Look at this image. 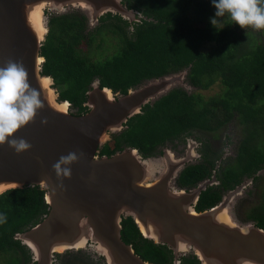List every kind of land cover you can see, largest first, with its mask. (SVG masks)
I'll return each mask as SVG.
<instances>
[{
  "label": "trees",
  "instance_id": "obj_1",
  "mask_svg": "<svg viewBox=\"0 0 264 264\" xmlns=\"http://www.w3.org/2000/svg\"><path fill=\"white\" fill-rule=\"evenodd\" d=\"M141 16L129 22L106 13L93 28L87 27L82 13H62L48 19V32L40 55L41 74L52 78L57 100L67 101L73 114L81 115L86 91L94 80L101 86L126 94L146 80L186 71L185 81L198 90L215 85L220 91L208 97L175 87L166 95L145 104L121 131L99 149V156H111L124 149L152 155L158 146L184 140L193 133H211L214 138L229 124L238 129L233 156L221 160L215 170L218 184L209 185L198 198V212L220 202L222 195L252 178L261 183L264 169V30L242 29L227 16L212 25V0H122ZM113 47V53L102 50ZM101 58L93 59V52ZM122 94V95H123ZM202 137V136H201ZM200 139V138H199ZM227 143L230 140L227 138ZM203 146L208 148V142ZM185 167L178 175L180 186H192L209 178L213 160ZM39 186L12 188L0 194V264H32L30 250L14 235L39 223L48 213ZM264 230V185L258 202L244 214ZM121 238L135 254L152 264H174L165 244L144 238L133 219L121 221ZM56 256V257H55ZM103 258V257H102ZM102 260V259H101ZM180 264H199L194 257H180ZM53 264L93 263L82 250L55 254Z\"/></svg>",
  "mask_w": 264,
  "mask_h": 264
},
{
  "label": "water",
  "instance_id": "obj_2",
  "mask_svg": "<svg viewBox=\"0 0 264 264\" xmlns=\"http://www.w3.org/2000/svg\"><path fill=\"white\" fill-rule=\"evenodd\" d=\"M46 7L52 11L79 7L96 23L106 13L129 22L140 20L122 0H0V67L9 60L22 62L30 87L40 93L44 105L13 137L25 139L29 150L16 154L7 143L0 145V194L28 185L46 190L48 213L14 235L30 250L32 264H53L59 251L81 249L89 241L96 244L105 264H152L122 240L121 221L128 216L144 238L169 247L174 264L189 248L200 264H264V230L251 221L239 224L228 212L252 178L225 192L215 206L197 212L200 193L218 180L213 175L190 191L174 189L172 179L186 158L172 162L164 155L165 170L148 182L151 162L142 160L136 149L98 155L109 134L121 131L145 104L182 83L187 70L146 80L123 95L100 88L95 81L86 93L88 110L75 115L67 101L57 100L52 78L41 74ZM70 152L78 157L67 166L71 175L57 178L52 165Z\"/></svg>",
  "mask_w": 264,
  "mask_h": 264
},
{
  "label": "clouds",
  "instance_id": "obj_3",
  "mask_svg": "<svg viewBox=\"0 0 264 264\" xmlns=\"http://www.w3.org/2000/svg\"><path fill=\"white\" fill-rule=\"evenodd\" d=\"M212 5L215 8L214 17L210 18L212 25L220 23L218 18L227 16L242 29L264 30V0H212ZM43 107L40 93L28 83V73L22 62L9 60L0 67V145L7 143L16 154L29 150L31 145L25 139L13 137L20 128L32 122ZM77 159L74 152L61 156L52 165L56 177H70L71 170L67 166ZM4 222L6 217L0 214V223Z\"/></svg>",
  "mask_w": 264,
  "mask_h": 264
},
{
  "label": "rangeland",
  "instance_id": "obj_4",
  "mask_svg": "<svg viewBox=\"0 0 264 264\" xmlns=\"http://www.w3.org/2000/svg\"><path fill=\"white\" fill-rule=\"evenodd\" d=\"M59 13H82L87 19V26H89V28H93L94 26L97 25L96 22H91V15L89 14L90 12H88V10H81V8H79V7H68L62 11H59V10L52 11L50 9L47 10V7L45 9V17L46 18H48V16H49L48 14L51 15V14H59ZM102 51H103V53H105V55H107V54L110 55L113 53V47L108 46L107 49H104ZM98 52L99 51L93 52V54H94V56H92L93 59H97L99 57L100 58L102 57V56L98 55ZM175 87H181L188 93H200L204 97L211 96V95L216 94L217 92L220 91L219 85H215L212 88L205 90V91L193 89L188 85V83L185 81V79L183 80L182 83L176 85ZM194 136H196V138H197L198 134L195 133ZM237 136H238V129L233 124H229L226 127V129H224L221 133L217 134V137H215L214 140H216V141L220 140L221 141L220 146L222 147L223 151L226 148L224 151L225 154H227L228 156H231V154H232L231 150H233L235 148V141L237 140L236 139ZM109 137H110V134H109ZM211 137L214 138V134H211V133L202 134L201 141L204 142L203 140H205V139L207 141H209V138H211ZM227 138L230 140L229 143H227V140H226ZM234 139H236V140H234ZM109 140L110 139H107L105 141V143L108 142ZM217 144H219V142L216 143V146H217ZM187 161H188V159H186V162ZM149 167H150L151 175L148 179V182H154L162 174V172L160 171L161 162L154 160L152 163L149 164ZM258 175L263 176L262 179L260 180L261 183L258 185H254L252 183L246 184L243 187V189L241 190V194L238 195L236 198H234V200L229 204V208H228L229 215L237 223L240 222L239 224L244 223V221H242V219L245 217L244 214L246 213V211L251 206L256 204V202H258V199L260 198L261 189L264 185V169L260 170ZM209 185H211V184H207V186H209ZM76 250H82L83 256L86 255L87 257H90V259L93 261V263H97L98 261H101L104 263V259L102 258L101 254L97 250V246L94 242L89 241L83 248L73 249V251H76ZM66 251L67 250L62 251V252L59 251V252H60V254H63ZM190 251H192L191 248H189L187 251L181 253L179 255V257L182 255L185 256L187 253H190ZM53 260H54V257H53ZM53 263H55V262L53 261Z\"/></svg>",
  "mask_w": 264,
  "mask_h": 264
},
{
  "label": "flooded vegetation",
  "instance_id": "obj_5",
  "mask_svg": "<svg viewBox=\"0 0 264 264\" xmlns=\"http://www.w3.org/2000/svg\"><path fill=\"white\" fill-rule=\"evenodd\" d=\"M60 14H62V13L51 14V15L48 14L49 15L48 19L54 15H60ZM139 17H141V16H139ZM87 27L89 28V26H87ZM95 81H97V80H94L93 82H95ZM93 82H91V84L89 85L86 92H88L91 88H93L92 87ZM99 87L103 88L104 86H101L99 84ZM190 87L193 89H196L195 87H192V86H190ZM112 92L118 93V95L123 94L119 91H113L112 90ZM69 110L72 111V113L76 112V108L72 109V108H70V105H69ZM194 134L195 133H193L190 136L184 137V140H174L172 143L166 142L165 144L158 146V148H156L155 152L152 155H146V156L140 155L142 157V160H150L151 163L154 160L161 162V169H160L161 172H163L165 170V164H163V160H165V159H163L164 155H166V159L171 156V159L169 158L168 161H172V162L175 160H178V159H185V157H186V159H188V161L185 162L184 164H182V166L178 169L177 176L172 179L171 185L176 190L185 189L187 191H190V190L194 189L200 182H202L206 179H211L215 173V170L217 169V167H219L221 160H223L226 157H230L227 154H225V152H224L226 148L223 151L222 147L220 146L221 145L220 140L216 141V140H214L215 138H213V137L209 138V141H207L205 139L209 145L208 146L209 151H208L207 147L203 146V142L201 141L202 134H206V133H202V132L196 133V134H198L197 138H196V136H194ZM110 139H111V134H110ZM205 140H203V141H205ZM234 140H236V139H234ZM217 142H219V144H217V146H216ZM231 151H232L231 156H233L234 152H235V148ZM117 152H119V151H117ZM207 153L210 156L209 159L213 160V162H214V169L211 170V174H210L209 178H205L204 180H201L192 186H180V185H178L177 178H178L179 173L187 166L201 164V163L205 164V159H206ZM148 164H150V163H148ZM180 257L181 258L182 257H191V258L194 257L197 259L194 252H192V251H190V253H187L185 256L182 255ZM180 257H178V260ZM179 264H180V260H179ZM199 264H200V262H199Z\"/></svg>",
  "mask_w": 264,
  "mask_h": 264
}]
</instances>
